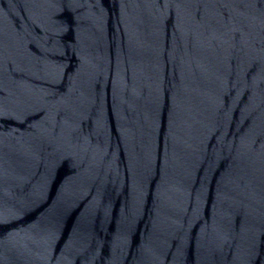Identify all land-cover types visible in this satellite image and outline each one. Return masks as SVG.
I'll list each match as a JSON object with an SVG mask.
<instances>
[{
  "label": "water",
  "instance_id": "water-1",
  "mask_svg": "<svg viewBox=\"0 0 264 264\" xmlns=\"http://www.w3.org/2000/svg\"><path fill=\"white\" fill-rule=\"evenodd\" d=\"M264 104V0H0V264H227Z\"/></svg>",
  "mask_w": 264,
  "mask_h": 264
}]
</instances>
